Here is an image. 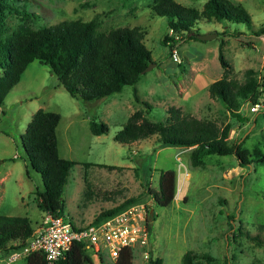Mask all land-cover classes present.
I'll return each mask as SVG.
<instances>
[{
  "label": "rangeland",
  "instance_id": "obj_1",
  "mask_svg": "<svg viewBox=\"0 0 264 264\" xmlns=\"http://www.w3.org/2000/svg\"><path fill=\"white\" fill-rule=\"evenodd\" d=\"M175 1L201 10L206 0ZM236 1L250 13L253 30L264 26V0ZM154 2L15 0L20 9L37 16L27 21L32 27L75 19H95L99 32L139 26L155 66L135 85L87 103L72 97L47 66L37 60L29 63L0 103V214L27 216L32 227L40 223L43 211L37 207L35 192L43 189L42 179L27 161L21 137L33 113L42 108L60 115L56 127L59 155L76 162L69 170L63 193L68 221L87 224L124 200L137 198L128 206L144 204L153 218L148 229L149 250L133 251L132 264H147L150 257L160 258L161 264H182L188 251L212 257L216 264L226 260L229 264H264V117L260 112L264 94H260L256 110L248 100L241 102L238 112L247 118L243 121L208 92L209 84L224 73L217 58L220 40L225 41L224 54L231 64L229 77L242 83L245 71L251 69L258 90H264V33L256 35L244 23H230L228 30L239 31L230 35L222 23L203 19L195 29L217 36L184 41L172 51V42L165 45L163 41L166 35L174 34L166 18L153 11ZM20 23L13 14L5 19L9 30ZM134 88L140 99L151 104L149 110L135 101ZM170 107L183 115L215 122L220 128L230 124L231 144L238 142L248 151L249 163L243 165L234 154H210L192 164L189 148L161 147L156 134L130 146L113 139L133 112L142 110L150 121L165 123ZM92 119L105 122L109 131L92 134ZM168 169L179 171L175 196L169 205L160 207L150 191L158 189L159 174ZM26 258L13 264H26ZM91 258L92 264H115L111 258L100 260L92 253Z\"/></svg>",
  "mask_w": 264,
  "mask_h": 264
},
{
  "label": "trees",
  "instance_id": "obj_2",
  "mask_svg": "<svg viewBox=\"0 0 264 264\" xmlns=\"http://www.w3.org/2000/svg\"><path fill=\"white\" fill-rule=\"evenodd\" d=\"M15 0H0V103L5 95L19 81L28 64L37 60L56 75L61 86L72 96L83 102L101 101L111 94L120 92L124 86L135 85L144 69L152 62L151 51L143 42V33L139 26L112 28L107 32L97 30L95 19L83 21L62 20L50 25L32 27L27 23L37 18L34 13L20 9ZM153 11L166 18L173 36L166 35L163 43L173 50L176 45L188 40H197L201 34L195 25L200 20H212L222 23L224 32L234 35L237 30H228L230 23H244L253 34L264 33V26L253 30L250 13L236 0H206L201 10L186 7L175 0H155ZM8 14H13L21 22L12 30L5 26ZM225 41L220 40L217 58L224 68L223 76L208 86L211 98L222 101L233 117L242 118L239 112L243 100L257 104L261 93L253 70L245 71V81L240 83L229 77L231 64L224 54ZM264 88V84H262ZM135 101L144 104L148 110L151 104L140 99L136 88L133 90ZM264 104V102H263ZM167 122H152L143 115L142 110L133 112L113 139L130 146L133 142L157 135L161 147L174 146L190 149L192 164H196L203 155H236L243 165L249 163L248 151L238 142L231 144L230 124L220 128L215 122L196 119L183 115L178 108H169ZM264 117V106L260 110ZM60 115L53 111L37 109L22 134L21 143L26 159L32 169L40 174L43 189L35 192L37 207L53 216H64V186L69 170L75 161L59 155L56 127ZM89 128L94 135L107 133L108 125L90 120ZM241 164V165H242ZM100 166L114 169V165ZM155 203L164 207L175 196V172L168 169L159 174L158 189L150 191ZM140 197V196H138ZM137 201L129 198L121 204L101 212L96 220L113 215ZM233 218L232 216H229ZM148 213L147 226L151 229ZM264 227V226H263ZM31 221L27 216H7L0 214V248L5 253L18 249L33 235ZM18 241L17 245L7 244ZM256 241H259L256 238ZM133 254L123 251L115 264H132ZM200 259L206 260L205 263ZM102 260V258H100ZM213 258L199 256L188 251L182 258V264H216ZM26 264H45L40 253L27 256ZM56 264H92L91 252L84 244L76 243ZM147 264H161L160 258L150 257ZM225 264H229L226 260Z\"/></svg>",
  "mask_w": 264,
  "mask_h": 264
},
{
  "label": "built area",
  "instance_id": "obj_3",
  "mask_svg": "<svg viewBox=\"0 0 264 264\" xmlns=\"http://www.w3.org/2000/svg\"><path fill=\"white\" fill-rule=\"evenodd\" d=\"M258 106V103L253 104L252 110ZM177 159L180 160V157ZM148 213L144 204H135L100 220L76 225L63 216H53L44 211L33 235L24 245L9 253L0 248V264H13L32 253L42 254L45 264H56L76 243L87 246L94 257H108L114 261L123 251L133 254L136 249L149 250ZM145 256L148 257V251Z\"/></svg>",
  "mask_w": 264,
  "mask_h": 264
},
{
  "label": "water",
  "instance_id": "obj_4",
  "mask_svg": "<svg viewBox=\"0 0 264 264\" xmlns=\"http://www.w3.org/2000/svg\"><path fill=\"white\" fill-rule=\"evenodd\" d=\"M216 36H217V33H205V34H200V35L198 36V38L201 39V40H210V39L215 38ZM153 66H155V63L150 62V63L147 65V67L144 69L143 73H145V72L151 70V68H152Z\"/></svg>",
  "mask_w": 264,
  "mask_h": 264
},
{
  "label": "crops",
  "instance_id": "obj_5",
  "mask_svg": "<svg viewBox=\"0 0 264 264\" xmlns=\"http://www.w3.org/2000/svg\"><path fill=\"white\" fill-rule=\"evenodd\" d=\"M109 131V130H108ZM105 134V133H104ZM101 135V134H100ZM115 135V134H114ZM146 139V138H145ZM141 140H144V139H141ZM141 140H138V141H135V142H133L131 145H134V144H137L139 141H141ZM182 162V161H181ZM174 170V172H175V185H176V175H177V172H179V171H177V170H175V169H173ZM39 209V208H38ZM43 214H44V211L42 212ZM42 217H43V215L40 217V221H41V219H42ZM31 221V220H30ZM39 224V223H38ZM38 224H36V227L38 226ZM31 227H32V223H31ZM36 227H32L33 228V230H35L36 229ZM14 243H16L15 241H13V242H11V244H14Z\"/></svg>",
  "mask_w": 264,
  "mask_h": 264
}]
</instances>
